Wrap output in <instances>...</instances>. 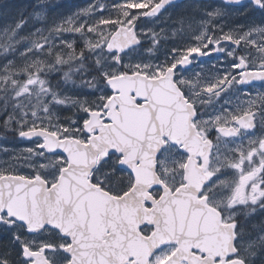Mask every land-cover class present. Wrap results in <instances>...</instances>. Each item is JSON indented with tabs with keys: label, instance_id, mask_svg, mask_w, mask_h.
Here are the masks:
<instances>
[{
	"label": "snow or ice",
	"instance_id": "1",
	"mask_svg": "<svg viewBox=\"0 0 264 264\" xmlns=\"http://www.w3.org/2000/svg\"><path fill=\"white\" fill-rule=\"evenodd\" d=\"M61 7L0 2V264H264V0Z\"/></svg>",
	"mask_w": 264,
	"mask_h": 264
},
{
	"label": "rangeland",
	"instance_id": "2",
	"mask_svg": "<svg viewBox=\"0 0 264 264\" xmlns=\"http://www.w3.org/2000/svg\"><path fill=\"white\" fill-rule=\"evenodd\" d=\"M0 2H7L9 4L14 5H21L26 4L29 2V0H0ZM55 2H58L62 5V7L58 10L63 13H70L72 11H75L78 8L84 7L89 0H55ZM4 22L3 18H0V24ZM214 61H209V63H212ZM257 91H264V87H262L261 82H257L254 84V87L251 89L252 94L254 95ZM17 147H24V145H16Z\"/></svg>",
	"mask_w": 264,
	"mask_h": 264
},
{
	"label": "water",
	"instance_id": "3",
	"mask_svg": "<svg viewBox=\"0 0 264 264\" xmlns=\"http://www.w3.org/2000/svg\"><path fill=\"white\" fill-rule=\"evenodd\" d=\"M257 82H259V81H256V82H254V83H257Z\"/></svg>",
	"mask_w": 264,
	"mask_h": 264
}]
</instances>
